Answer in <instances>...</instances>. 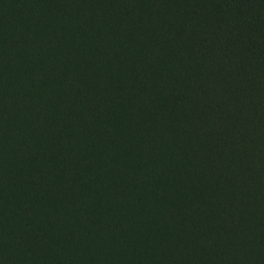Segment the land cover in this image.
<instances>
[{
	"label": "trees",
	"instance_id": "16d2710c",
	"mask_svg": "<svg viewBox=\"0 0 264 264\" xmlns=\"http://www.w3.org/2000/svg\"><path fill=\"white\" fill-rule=\"evenodd\" d=\"M131 1L0 0V170L20 177L49 159L53 181L61 172L72 182L81 174L105 203L101 211L103 204L84 200L78 228H70L66 213L55 216L54 204L38 208L44 228L57 224L61 239L41 234L47 247L39 259L26 254V264H264V0H139L162 31L180 30L174 49L193 62L184 74L168 75L172 85L150 80L138 63L136 54L143 62L155 54L141 37L154 26L121 9ZM169 36L155 45L166 56L173 49L167 39L176 38ZM197 37L208 49L203 57L194 49ZM98 94L125 100L129 115L135 99L155 102L150 122L120 126L117 135L147 150L136 152L143 162L162 159L161 171L145 164L132 175L118 141L107 146L99 131L86 141L78 102L94 103ZM198 94L201 115L190 102ZM101 122L108 132L116 128L104 116ZM159 124L168 131H155ZM40 152L43 162L31 166ZM174 164L181 172L164 170ZM6 191L12 195L0 180L1 199ZM37 200L17 199V211L34 212ZM252 243L262 253L254 256ZM9 259L1 255L0 264H14Z\"/></svg>",
	"mask_w": 264,
	"mask_h": 264
},
{
	"label": "rangeland",
	"instance_id": "374dc122",
	"mask_svg": "<svg viewBox=\"0 0 264 264\" xmlns=\"http://www.w3.org/2000/svg\"><path fill=\"white\" fill-rule=\"evenodd\" d=\"M148 1L154 2L155 0H148ZM131 3L132 4L130 5V7L127 6L125 7L124 5H120V7H122L121 8L122 10L125 9V11L128 8V11H130L132 14H135V16H137V19L135 20L138 22L139 25L143 24L148 26L149 24H152L154 26L153 29L147 28L149 31L143 30L141 37L144 36L146 42L151 44L150 54L152 53V50H155V54L152 56L150 55L152 57V60L149 59L148 62L145 61L143 62V60L141 59L143 57V53H141L142 57L140 58L136 54L137 58L139 59L138 63L144 65V66L142 65L145 69L144 72L145 74L149 75L150 80H154L155 82L161 85L162 84L172 85V83L169 82V80H167L168 75L170 73L175 74V73L183 72V70L187 71L188 67L193 65V62L189 59V55L186 54L188 52L184 51L183 53L184 55H181L180 53H177L174 49V46H176V44H172L174 42H179L178 40L181 39L182 37L179 34L180 33V30L178 29L179 25L177 27V24L173 22L172 25L174 24V27H176L175 29L178 30H172L173 27H171V31L164 30L165 31L164 32L161 30L160 25L158 21L154 18L152 12H148L149 9L148 5H145L146 9L144 8L145 10H142L144 6L141 7L142 2H140L139 0H132ZM62 18H64L62 23H65L66 21L69 20L67 16H62ZM185 18L186 16L185 17L182 16V18L179 17L178 22L179 23L183 22ZM144 22L146 24H144ZM94 25L96 28L99 29L101 27L100 23L96 24L95 22ZM208 33L211 34L212 36L214 35L213 31H208ZM169 34L175 35L176 38H174V40L167 39L169 44H171L169 45V47L173 49L170 56H166L164 54H161V52L159 51V49L156 48L155 45L157 44L159 39L166 38V36H168L167 38H170ZM199 35L200 34H197L196 36L201 37ZM197 40L199 41V44H197V46H195L194 49L196 53L200 54L201 57H203L202 53H205L204 50L208 51V49L202 48V47H206V45L202 43V41L204 40H202L201 38H198ZM142 42H144L143 39ZM132 53L135 54L134 52ZM190 56L192 57L191 54ZM184 64L186 65L185 67ZM199 71L200 69L196 68V70H194L190 74L191 76L194 77L193 78L194 80L196 79V77H198ZM93 76L94 75H90V77ZM193 79L192 81H190V83L193 82ZM185 80H187V78H185ZM41 88H43V86H41L40 89ZM42 90L45 91L44 88ZM181 94L183 95V98L187 101L189 93L183 92ZM116 96H111L108 100L107 99L103 100L102 95L98 94V96L94 98V103L90 101H85V103L78 102L80 108L84 109L81 117L83 118V120L86 121L87 123L86 128H88L89 130V132L87 131L84 135L86 136V141L90 142L89 138H91L92 132L94 133L96 132L97 134L100 132L99 134L102 137H104V139H106L107 146H109V142L115 143L116 141H118L119 142L118 146L122 148L124 155H127L130 158L129 161L127 162L128 164L127 168L130 171L129 173L132 175L133 174L139 175L140 166H142L141 168L145 169L147 168L146 165L150 166L148 167V169L151 170V172L159 171V170L161 171L163 168L162 159L157 161L153 160V162L150 161L148 164L145 161L143 162L142 160L143 157L141 156V159L137 157L136 152L139 150L141 151V153L147 154V150H145V148L141 146L134 147L135 145H132V140L131 141L126 140V143L124 144L122 142L123 140L121 139V137L117 135V131H119V129L121 128L120 126H124L129 130H134V127L137 126L139 122H141L142 124H147V122H150L152 116L154 115L153 113L157 112L156 111L158 108L157 105L155 104V102H153V100L143 101L140 99H135L134 103L136 108L132 109L134 114L129 115L128 112L125 110L127 107L126 101L121 100L120 102H117L119 101V98ZM190 96L193 98L194 95L191 94ZM176 97L177 99H179V97L182 96L176 95ZM201 99H202L201 94H198L197 97L196 98L194 97L193 100L190 99V102L192 103L193 106L191 108L193 109V112H195L197 115H201L199 109L196 108L197 104L200 103ZM158 100L160 102L165 101L164 99L162 100L160 96H158ZM76 101H78L77 98L74 99V102ZM181 107L182 106H180L179 104L178 106H176V110L178 112L181 111L182 110ZM103 116L108 119L110 125L116 126V128L112 127V130L108 132L107 127H105L106 123L101 122ZM94 129H96L97 131H95ZM154 130L159 133L166 132L168 131L167 124L166 125L159 124L157 126H154ZM170 130H173L172 127ZM170 133L171 132H169L168 134ZM78 135L79 133H76L75 137H78ZM80 139L82 141V138ZM5 147H9V146H5ZM78 149L81 150V152L85 153L84 147L80 146L78 147ZM46 151L48 152V154H50L49 150ZM46 151L42 150L43 154H45ZM43 154L40 152V155L38 156L35 155L36 159L32 161L33 164L31 166L43 162L42 159ZM89 161H91V159H89ZM45 163L48 166V164L50 163L49 159H46ZM46 165L44 164L43 166H39V172L26 171V173H23V175H21L20 177L9 176L7 173L4 172V170H0V180L6 182L7 188L12 191V195L7 193L6 191L5 195L9 196L7 199L0 198V256L7 254L8 258H10L9 259L10 263L26 264L25 255L31 253H35L38 259L41 258L42 255L40 254L43 251L42 250L39 251L40 248H43V246L47 247L46 244L42 246L38 242L39 239L37 237H39L41 234L49 235V236L51 235L54 239H61V234H59L58 232L57 224L52 225L53 227L48 226L47 228H44L43 225L44 218L41 216V210H43L42 208H50V206L54 204V208L56 209L54 215L59 217V215L57 214L58 212L66 213L67 215L66 218L69 222L70 228L73 227L78 228L81 226L82 223V217L80 216V207L82 206L84 200H88L91 206L97 205L100 202L99 195L92 188L90 181L86 180L85 182L84 181L85 179L81 174L76 176L74 182H72L71 180L72 176H64V175L62 176V172H61L60 174L61 177L55 178L56 180L53 181L54 178L49 174ZM175 166H176L175 164L167 165V167H165L164 170H166L169 173L175 171L181 172L180 167L177 166L175 168ZM57 168L59 170L60 165H58ZM84 168L85 167L83 166V169ZM102 180L104 181V179ZM72 184H74L75 187L72 188ZM128 184L131 189L135 187L132 181H130ZM58 188H60L62 193L60 191H57ZM52 190L54 191L53 193L55 197L52 195ZM64 192L65 195H63ZM160 193L161 191H158L155 194V196L157 197L160 196ZM69 194H70V198L73 199L77 198V200L80 198L81 201L80 204H78L77 201L75 205L73 203L71 204L70 202L68 203L69 200H72V199H67L69 198ZM31 196L32 197L37 196L38 198L36 203L37 209L34 212H29L28 214L26 213L20 214V212L17 211V206H18L17 199L20 198L22 200H25L27 197H31ZM102 204L103 203L101 204L99 203L98 206L100 207V205ZM104 206L105 203L102 205L103 208L101 209V211L105 210ZM38 208H41V210ZM228 227L230 228L231 225H229ZM92 234L93 231L86 232L87 236H91ZM249 250L255 256L256 254L262 253L263 249L260 247L259 244L252 243Z\"/></svg>",
	"mask_w": 264,
	"mask_h": 264
}]
</instances>
